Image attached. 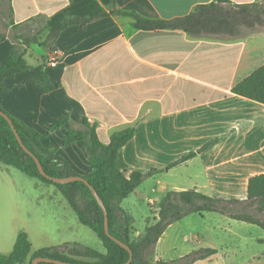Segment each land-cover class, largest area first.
Segmentation results:
<instances>
[{
    "label": "crops",
    "instance_id": "obj_1",
    "mask_svg": "<svg viewBox=\"0 0 264 264\" xmlns=\"http://www.w3.org/2000/svg\"><path fill=\"white\" fill-rule=\"evenodd\" d=\"M216 1L115 0V9L153 20H173ZM230 1L240 5L263 0ZM109 3L10 0V28L15 31L17 26L41 22L44 27L37 40L44 43L62 19L110 13ZM132 22L110 14L85 28H68L51 48L26 47L11 29L2 34L0 65L11 58L17 45L30 68L5 81L0 105L60 147L59 152L79 174L91 170L84 143L62 144L68 132L80 129L86 119L96 126L104 144L116 132L136 129L135 137L119 151L118 166L126 176L160 170L154 190L160 197L169 191L196 189L227 200L247 199L250 179L264 174V104L236 95L233 88L264 65V33L198 37L182 30H137ZM42 73L55 85L49 93L38 83ZM67 115L69 123L52 131ZM215 140L211 148L200 152ZM192 152H198L197 156L172 167ZM190 217L170 226L155 249L171 229ZM13 231L4 234L5 249L0 253L13 251L9 252L16 244ZM30 240L33 252L78 243L34 250ZM195 241L204 243L199 235ZM258 255L253 263L264 264V253Z\"/></svg>",
    "mask_w": 264,
    "mask_h": 264
},
{
    "label": "trees",
    "instance_id": "obj_2",
    "mask_svg": "<svg viewBox=\"0 0 264 264\" xmlns=\"http://www.w3.org/2000/svg\"><path fill=\"white\" fill-rule=\"evenodd\" d=\"M111 12H102L98 16H70L62 19L50 32L47 41L40 43L36 39L22 38V45L30 47L37 44L51 48L56 44L61 33L71 27L85 28L95 19L110 14L129 17L137 30L160 31L182 30L193 36H225L239 38L264 33V0L249 4H233L230 0H217L211 4L199 5L188 16L173 20H153L134 12H122L115 9V0H110ZM3 35H0V40ZM29 65L25 53L16 45L11 58L0 65V92L6 91L5 81L27 70ZM38 83L45 93L55 89V85L41 74ZM233 93L249 100L264 104V65L251 76L233 88ZM0 110L11 118L24 145L40 160L45 172L53 177L65 179L72 176L84 177L98 194L101 202L84 182L55 183L42 176L38 166L22 148L8 121L0 115V164L13 167L40 182L55 186L64 195L70 207L77 214L81 224L91 228L102 242L105 251L100 252L81 243H67L58 247L42 248L32 251V243L26 232L19 233L14 249L9 254L0 253V264H26L36 258H50L74 264H124L129 261L130 253L117 244L105 231V207L109 230L112 237L128 245L133 251L131 264H153L151 253L170 226L193 215L214 213L239 223L257 226L264 230V174L252 177L248 185V197L245 200H227L220 196H209L190 189L169 191L153 203L154 217L146 220L142 234L137 235L135 216L124 209L122 204L150 177L160 173L152 169L148 173L138 171L126 176L118 166L119 151L136 134L135 128L114 133L108 144H104L97 128L84 120L80 129H71L65 137L63 146L77 142L85 145L91 170L86 174L77 173L69 161L59 152L60 147L47 142V136L37 129L11 116L1 105ZM69 123V116H64L52 126L58 130ZM217 140L208 143L200 152L211 148ZM198 152H192L172 167L184 163ZM218 253L215 249H200L177 259L158 261L156 264H196ZM48 264V263H41Z\"/></svg>",
    "mask_w": 264,
    "mask_h": 264
},
{
    "label": "rangeland",
    "instance_id": "obj_3",
    "mask_svg": "<svg viewBox=\"0 0 264 264\" xmlns=\"http://www.w3.org/2000/svg\"><path fill=\"white\" fill-rule=\"evenodd\" d=\"M10 18V0H0V35L7 34L11 29ZM40 23L17 26L15 31L11 29V34L17 39L26 37L37 40L38 33L44 27ZM159 176L158 173L148 178L122 204L123 208L135 216L138 235L144 232L147 218L154 217L153 203L160 197L154 191L158 188ZM69 227L72 229L69 230ZM10 230H14V244L21 231L27 232L34 250L65 242H78L95 250L105 251L95 232L79 222L76 213L57 187L45 185L13 167L0 164V249H5L4 234ZM235 232L238 236L233 234ZM198 235L203 244L195 241ZM206 248L217 250V255L196 264H257L253 263V258L264 253V230L220 214H193L171 229L164 242L151 253L150 260L153 264L159 260H177L193 251ZM12 250L13 248L9 252Z\"/></svg>",
    "mask_w": 264,
    "mask_h": 264
},
{
    "label": "water",
    "instance_id": "obj_4",
    "mask_svg": "<svg viewBox=\"0 0 264 264\" xmlns=\"http://www.w3.org/2000/svg\"><path fill=\"white\" fill-rule=\"evenodd\" d=\"M0 115L3 116L7 121L8 123L10 124L14 134L16 135L19 143L21 144L22 148L27 152V154H29L31 157H33V159L35 160L37 166H38V169L41 173L42 176L46 177L47 179L49 180H52L53 182L55 183H73V182H84L86 185L89 186V188L91 189V191L93 192L94 196L96 197V199L101 202L98 194L96 193L95 189L89 185L88 181L82 177V176H72V177H69V178H65V179H59V178H53L51 176H49L39 158L31 151L29 150L23 143L22 139H21V136L19 134V132L17 131L16 127H15V124L13 123V121L11 120V118L9 117V115H7L6 113L2 112L0 110ZM104 210H105V231H106V234L108 236H110L117 244H119L121 247L125 248L129 253H130V259L128 262L124 263V264H131V262L133 261L134 259V255H133V251L131 250V248L126 245L125 243L117 240L116 238L112 237V235L110 234V230H109V220H108V214H107V211L105 209V207L103 206ZM41 263H48V264H74V263H70V262H64V261H61V260H55V259H50V258H36L32 261V264H41Z\"/></svg>",
    "mask_w": 264,
    "mask_h": 264
},
{
    "label": "built area",
    "instance_id": "obj_5",
    "mask_svg": "<svg viewBox=\"0 0 264 264\" xmlns=\"http://www.w3.org/2000/svg\"><path fill=\"white\" fill-rule=\"evenodd\" d=\"M51 64H52V66H56L57 65V62L56 61H53Z\"/></svg>",
    "mask_w": 264,
    "mask_h": 264
}]
</instances>
